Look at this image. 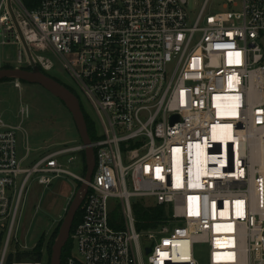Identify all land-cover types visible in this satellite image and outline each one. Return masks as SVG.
<instances>
[{
    "label": "built area",
    "instance_id": "1",
    "mask_svg": "<svg viewBox=\"0 0 264 264\" xmlns=\"http://www.w3.org/2000/svg\"><path fill=\"white\" fill-rule=\"evenodd\" d=\"M211 1L196 13L190 0H0V46H18L9 64H59L97 122L62 264H201L203 246L206 264H264V0L208 13ZM30 115L0 114V264H44L20 236L33 185L85 182L82 143L21 154ZM141 201L171 210L165 224L138 230Z\"/></svg>",
    "mask_w": 264,
    "mask_h": 264
},
{
    "label": "rangeland",
    "instance_id": "2",
    "mask_svg": "<svg viewBox=\"0 0 264 264\" xmlns=\"http://www.w3.org/2000/svg\"><path fill=\"white\" fill-rule=\"evenodd\" d=\"M204 1L190 0L191 9L198 13ZM236 2L239 8L234 10L232 8L225 9V0H212L207 12L238 11L241 6V0H236ZM262 44L264 47V41H262ZM0 50L2 58L0 69L5 68L7 65L12 66L9 62L16 60L18 46H0ZM49 75L72 89L81 108L85 110L90 119L93 121L96 119L88 103L77 90L74 81L59 64L55 71L49 73ZM17 84H20L19 88ZM22 104L27 106L31 115L30 119L24 122L25 132L20 134L21 154H24L25 147L29 146L32 149V158L35 160L47 149L77 146L81 143L74 118L61 101L39 85L21 83L18 80L0 82V114L9 122L15 124L20 121V119L16 118V115ZM94 122L97 124L96 121ZM76 156L81 159V164H77L76 173L82 175L84 169L86 175L87 168L84 154L78 153ZM81 185L72 179L59 180L49 190L33 185L24 207V218L20 232L21 237L28 234L30 245L38 243L37 250L28 256L38 259V253L41 251L43 253L42 258L45 259L43 261L44 264H49L50 250L60 234L67 212ZM139 204L144 207H155L151 202L141 201ZM38 205L40 208L37 212L36 207ZM164 214L163 220L158 222L154 229L165 224L171 215V210L165 207ZM197 258L201 264H206L208 261V248L205 246L200 247L197 251Z\"/></svg>",
    "mask_w": 264,
    "mask_h": 264
},
{
    "label": "water",
    "instance_id": "3",
    "mask_svg": "<svg viewBox=\"0 0 264 264\" xmlns=\"http://www.w3.org/2000/svg\"><path fill=\"white\" fill-rule=\"evenodd\" d=\"M5 79H15L19 81L24 80L29 83L39 85L47 92H49L53 97L61 101L74 118L81 143L86 147L85 159L87 172L85 182L82 183L73 202L71 203L63 227L52 248L50 264H62L63 250L70 240L76 216L80 211L83 199L85 198L86 192L88 190L87 183L91 182L95 170L94 151L90 147L92 140L88 132L85 116L77 97L65 85L55 80L54 78L44 74L38 66H33L30 68V70L18 68H2L0 69V82ZM176 120L177 117H174L173 122H175ZM148 252H150V250Z\"/></svg>",
    "mask_w": 264,
    "mask_h": 264
},
{
    "label": "trees",
    "instance_id": "4",
    "mask_svg": "<svg viewBox=\"0 0 264 264\" xmlns=\"http://www.w3.org/2000/svg\"><path fill=\"white\" fill-rule=\"evenodd\" d=\"M34 1H37V3H38L39 0H23L25 6L28 9H33L36 7V5L34 4ZM5 68L9 69V68H13V67L7 65ZM28 70H30V69H28ZM41 71L44 74L50 76L44 70L41 69ZM14 80L15 79H5L1 82H9V81H14ZM20 82L21 83H29V82L24 81V80H21ZM68 89L74 94V91L72 89H70V88H68ZM82 110H83V113L85 116V120L87 123L90 138L92 141H94L96 139V124L92 119H90V117L88 116V114L85 112V110L83 108H82ZM84 158H85V154H84ZM85 166H86V159H85ZM86 168H87V166H86ZM134 212H135V216H136V219L138 222L137 223V229L138 230L150 229V228H155L157 226L158 222H161L163 220V218L165 216V214H164L165 213V207L164 206L144 207L141 204H137L134 208ZM81 217H82V211L80 210L76 216L72 232H73L75 226L80 222ZM39 251H40V248H39ZM71 251H72V242L70 240L63 250L62 263H64L66 257L68 255H70ZM38 254H39L38 260L43 259L41 251ZM51 255H52V249L50 250V260H51ZM49 264H50V261H49Z\"/></svg>",
    "mask_w": 264,
    "mask_h": 264
},
{
    "label": "bare ground",
    "instance_id": "5",
    "mask_svg": "<svg viewBox=\"0 0 264 264\" xmlns=\"http://www.w3.org/2000/svg\"><path fill=\"white\" fill-rule=\"evenodd\" d=\"M0 55H1V52H0Z\"/></svg>",
    "mask_w": 264,
    "mask_h": 264
}]
</instances>
